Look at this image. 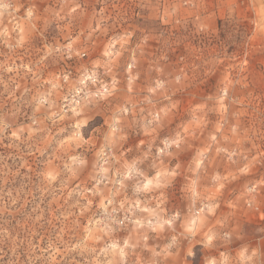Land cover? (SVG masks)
I'll return each instance as SVG.
<instances>
[{"label": "clouds", "instance_id": "clouds-1", "mask_svg": "<svg viewBox=\"0 0 264 264\" xmlns=\"http://www.w3.org/2000/svg\"><path fill=\"white\" fill-rule=\"evenodd\" d=\"M0 264H264V0H0Z\"/></svg>", "mask_w": 264, "mask_h": 264}]
</instances>
